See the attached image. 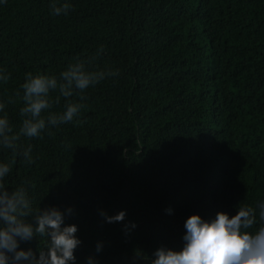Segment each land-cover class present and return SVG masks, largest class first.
I'll list each match as a JSON object with an SVG mask.
<instances>
[{
  "label": "trees",
  "instance_id": "trees-1",
  "mask_svg": "<svg viewBox=\"0 0 264 264\" xmlns=\"http://www.w3.org/2000/svg\"><path fill=\"white\" fill-rule=\"evenodd\" d=\"M52 2H0V69L10 75L0 116L14 132L25 73L59 78L103 46L89 67L118 75L86 90L73 122L21 137L33 163L3 147L0 162L14 161L3 182L27 188L34 210L72 209L75 264H149L161 246L182 248L190 215L210 221L264 200V0H59L67 15H53ZM101 210L126 215L107 223ZM43 243L20 247L38 254Z\"/></svg>",
  "mask_w": 264,
  "mask_h": 264
},
{
  "label": "clouds",
  "instance_id": "clouds-1",
  "mask_svg": "<svg viewBox=\"0 0 264 264\" xmlns=\"http://www.w3.org/2000/svg\"><path fill=\"white\" fill-rule=\"evenodd\" d=\"M50 8L53 15H67L71 5L53 0ZM103 51L101 46L95 55L86 59L77 57L59 74V78L40 72L25 73L20 85L22 95L20 91L15 94L23 103L20 109L23 120L19 130L14 132L7 116H0V147L10 150L13 157H19L27 164L33 163L31 145L24 146L21 137L42 139V132L50 126L73 122L86 107V90L118 75L117 71L110 69L89 67ZM9 79L8 72L0 69V82L7 83ZM52 91L59 92L55 101L50 99ZM60 97L66 101L65 110L60 114L49 112L47 116L42 115L52 108L53 103L59 104ZM14 102L9 99V103ZM4 108L5 104L0 103V111ZM13 162H0V264H75L74 253L81 241L75 235L78 231L76 225L65 224V217L72 214V209L61 211L48 206L34 210L27 188L19 186L9 190L3 182L11 172ZM99 214L107 223L123 221L126 215L120 211L108 216L103 210ZM131 226L135 227L134 223ZM184 227L182 248L173 250L161 246L154 251L149 264H264V200L255 206L239 203L232 216L218 211L210 221L199 215H190ZM37 237L44 241L38 254L30 248L23 250L20 247L22 242ZM101 248L102 245L97 243L96 251ZM87 264H95L94 259L88 257Z\"/></svg>",
  "mask_w": 264,
  "mask_h": 264
}]
</instances>
